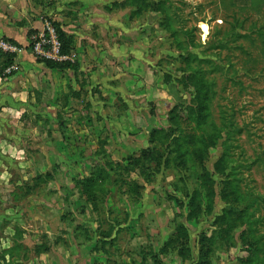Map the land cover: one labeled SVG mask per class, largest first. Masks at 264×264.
<instances>
[{
  "label": "rangeland",
  "instance_id": "1",
  "mask_svg": "<svg viewBox=\"0 0 264 264\" xmlns=\"http://www.w3.org/2000/svg\"><path fill=\"white\" fill-rule=\"evenodd\" d=\"M251 2H75L83 40L70 55L84 44L90 56L61 61L70 78L54 105L55 76L39 65L42 120L27 107L20 125L0 122V264H198L204 234L209 264H251L242 242L257 235L264 263V0ZM188 54L210 62L209 94ZM207 113L230 123L226 143ZM227 175L239 190H222Z\"/></svg>",
  "mask_w": 264,
  "mask_h": 264
},
{
  "label": "crops",
  "instance_id": "2",
  "mask_svg": "<svg viewBox=\"0 0 264 264\" xmlns=\"http://www.w3.org/2000/svg\"><path fill=\"white\" fill-rule=\"evenodd\" d=\"M76 1L0 0V42H8L17 49L16 53L10 54L13 56V64L10 67L15 68L17 72L5 71L0 74V122L11 121V123L20 125L22 118L25 117L24 109L27 107L33 110L31 120H42L39 119L38 113L34 112L33 107L38 108L37 101L41 97L40 79L37 77L41 69L39 65H42L44 69L47 68L32 57V52L28 47L29 35L42 31L44 23L47 22L45 21L47 19L43 20L46 16L50 23L58 25L77 46V41L82 38L80 37L82 34L79 32L82 26L81 22L79 23L81 9L80 5L76 6ZM74 7L77 11H73ZM78 11L79 13L76 14ZM74 12L76 15H73ZM71 16L74 17L71 18ZM5 55L6 53L0 48V57ZM85 55L90 56V51L88 46L83 44L77 51L69 55L70 61L76 62V59L79 60L81 57L85 59ZM77 69L80 73L94 74L92 71H87L88 67L85 65V61ZM50 72L51 75L55 76L54 84H50L52 92L50 105H54L56 97L53 91L61 93L60 86L63 85L64 88L65 77L70 78V71L50 70ZM79 72L75 71V74L77 75ZM61 76L64 77L63 80L60 79ZM51 117H44L43 121L48 118H50L48 120H52ZM24 132L25 130L19 127L15 131L16 134H24ZM0 148V152L9 151L10 146L0 140Z\"/></svg>",
  "mask_w": 264,
  "mask_h": 264
},
{
  "label": "trees",
  "instance_id": "3",
  "mask_svg": "<svg viewBox=\"0 0 264 264\" xmlns=\"http://www.w3.org/2000/svg\"><path fill=\"white\" fill-rule=\"evenodd\" d=\"M249 2H250V4L252 3L251 0H249ZM52 26L55 28L56 36H57V39L60 43V55L61 56L70 55V51H71L70 49H71V43H72L70 37H68L64 33V31L59 28L58 25L52 23ZM232 27L234 28V26H232ZM232 27H230V29H233ZM238 37L244 38V36H240V35H238ZM262 43H263L262 47H264V41H262ZM218 48H222V47H218ZM37 60L39 62L43 63L45 65V67L49 70H65L67 68V66L70 65L69 63H62V62H56V61H43V60H39V59H37ZM186 60L191 61L193 63V66H194L193 69L191 70V75L189 76V78L196 84L195 86H197L199 88H203L205 90V92L207 94H209L207 91L209 84H208V80L206 79V75H205L207 73L204 70L203 66H205L206 64H208L210 62L207 60L199 59L197 56L191 55V54L187 55ZM12 64H13V56L12 55L9 54V55L2 56L0 58V74L3 72V70L9 68ZM215 70H219V67H217ZM195 93H196L195 98H197L198 95L200 96V92L198 90H195ZM197 102H198V99H197ZM209 116L210 115L207 113L206 122L204 123L205 130L206 131L209 130L211 132L213 131L215 137H219L220 132H221L220 128L225 129L224 142L226 143L230 139V136L233 134V130L229 129L230 123L228 121H221V122H223V123H221L222 127H217L212 121H208ZM222 120H224V118ZM192 170H193V168L191 169V171ZM87 181L85 182L87 184L82 186V190L85 193L87 190L88 191L87 194L90 195L91 192L89 191L90 188H88V187H89V184L92 181V179L87 180ZM92 183H94V181H92L91 184ZM223 183H224V186L222 187V190L225 189L226 187H233L237 190L240 189L239 186L237 185L238 183H237L235 177H233V176H229V175L225 176L223 178ZM91 184H90V187H91ZM94 198H95V195H93L91 199L94 200ZM241 200H243L242 195L239 192H237L236 197H233L232 203L237 205L236 203H239ZM246 203L242 204L240 208H242L243 210H245L247 212L248 207H247ZM242 216L240 217V219L245 220V217H242ZM221 220L224 221V215L221 217ZM224 222L226 223L227 220ZM257 222H258L257 218L247 219V223H246L247 229H248L247 232H251L250 230L252 228H255V225ZM230 229L231 228L229 227L228 224L227 225L221 224V228L219 227V230L217 232L219 238H221L225 243H227L229 240L228 239V233L230 232ZM261 236L257 235V237H255V238L253 236H251L248 238V240L242 242V246L243 247H244V245L246 246V250L251 252V256H246L245 260H240L241 262L245 263V262L251 260V264H264L261 260V258H262V256L260 255L261 253L258 254V251L260 252V247H258L256 245L258 243V240L261 239ZM211 243H213V236L212 235L207 236L204 234V235H202V238L198 241V245H199V247H198V264H209L207 259H208V257H210L211 252H212L211 246H210ZM253 245L257 246V248L251 249ZM260 245L263 246L262 244H260ZM156 257L157 256L154 257L155 258L154 262L157 261ZM154 264H156V262Z\"/></svg>",
  "mask_w": 264,
  "mask_h": 264
},
{
  "label": "built area",
  "instance_id": "4",
  "mask_svg": "<svg viewBox=\"0 0 264 264\" xmlns=\"http://www.w3.org/2000/svg\"><path fill=\"white\" fill-rule=\"evenodd\" d=\"M28 47L34 56L43 61L61 62L67 59L60 55V43L56 36L55 28L51 23L45 22L41 32H34L29 37ZM0 48L7 54H14L17 49L8 42H0ZM12 68H8L10 72Z\"/></svg>",
  "mask_w": 264,
  "mask_h": 264
}]
</instances>
